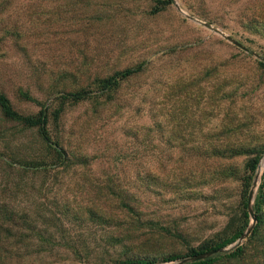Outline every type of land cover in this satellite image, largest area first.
<instances>
[{
    "label": "rangeland",
    "instance_id": "1",
    "mask_svg": "<svg viewBox=\"0 0 264 264\" xmlns=\"http://www.w3.org/2000/svg\"><path fill=\"white\" fill-rule=\"evenodd\" d=\"M5 27L0 84L25 116L51 105L71 162L0 110V167L25 172L0 171V264H186L245 234L264 192V0H18Z\"/></svg>",
    "mask_w": 264,
    "mask_h": 264
},
{
    "label": "trees",
    "instance_id": "2",
    "mask_svg": "<svg viewBox=\"0 0 264 264\" xmlns=\"http://www.w3.org/2000/svg\"><path fill=\"white\" fill-rule=\"evenodd\" d=\"M18 0H0V16L3 15L4 10L12 5L14 2ZM165 5L170 4V1H164L161 2ZM15 33V32H14ZM0 34L7 38L9 36L14 37L13 31L9 28H3L0 30ZM14 35V36H13ZM2 37V38H3ZM1 38V39H2ZM137 73L136 70H126L122 72H117L113 76L104 79L101 83V90L105 93H109L114 89H117L119 85L126 81L127 79L131 78L133 75ZM55 89L53 87L49 88L47 91H45V94L47 97H50L54 93ZM90 92L86 91V89L82 88L76 91V93H68L69 95H72L74 97V101L79 102L85 100L87 95ZM25 96L29 100L33 97L31 96V92L27 90L25 93ZM100 97H104L101 95ZM97 96V98H100ZM0 110L2 114L9 120L19 122L23 125H25L28 128L37 129L39 136L41 139L47 143V144H54L56 146L57 151H60L63 156L64 162H67L68 164L71 162V157L69 154V151L65 149V146L63 145V141L61 137L57 138V141L54 142L52 135L50 133V111H51V105H44L41 111L35 115V116H25L18 111H16L12 105L11 100L6 95L5 91L3 90V87L0 84ZM1 157V154H0ZM1 169L0 171L7 174V178L11 176H21L25 172L19 168L13 167L8 162L2 161L1 163ZM258 168V160H255L253 162L251 171H256ZM264 184L262 185V190H264ZM127 197V196H125ZM264 197V192H262L261 195V201L258 200V203L254 204V210L257 217V223L254 226L250 236L247 238V241L245 243L240 242V238L244 233H237L233 235L232 237L224 240L221 244H219L216 248L212 249L211 251L219 250L228 247L229 245H232L236 243L235 246H233L231 249L227 251L217 252L212 254L211 256H208L202 260H197L192 263H186V264H264V201L262 198ZM127 199H130L129 197ZM121 202L123 199H121ZM1 206V205H0ZM248 209V206H247ZM250 216L247 214V218ZM4 218L6 219L7 216L5 215ZM3 220V219H2ZM196 256L200 255V253L195 252ZM179 257H168L167 261H176L179 260ZM153 262H148L145 259L139 258L137 256L136 258H127L125 261L121 262L120 264H152ZM184 264V263H181Z\"/></svg>",
    "mask_w": 264,
    "mask_h": 264
},
{
    "label": "water",
    "instance_id": "3",
    "mask_svg": "<svg viewBox=\"0 0 264 264\" xmlns=\"http://www.w3.org/2000/svg\"><path fill=\"white\" fill-rule=\"evenodd\" d=\"M214 32L216 34H222L221 31L217 30V29H213ZM227 40H229L230 42H232L234 45L238 46L239 48H242L243 50L247 51L248 49L240 42L234 40L232 37H227ZM254 199H255V191L252 190L250 192V195H249V199H248V210H249V214H250V217L252 219V225L249 227V229L245 232V234L242 236V240L246 239L252 232L254 226L256 225L257 223V217H256V214H255V210H254ZM222 251H225L224 249H219V250H215V251H211L209 253H206V254H200L198 256H195L194 258H192L191 260H202L208 256H211L212 254L214 253H217V252H222ZM188 260H184L182 261V263L184 262H187Z\"/></svg>",
    "mask_w": 264,
    "mask_h": 264
}]
</instances>
